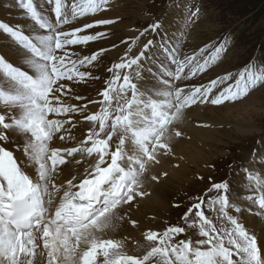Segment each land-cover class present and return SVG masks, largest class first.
<instances>
[{
	"label": "snow or ice",
	"instance_id": "1",
	"mask_svg": "<svg viewBox=\"0 0 264 264\" xmlns=\"http://www.w3.org/2000/svg\"><path fill=\"white\" fill-rule=\"evenodd\" d=\"M7 7L22 19L0 21V47L8 50L0 52V264H264V229L258 236L241 220L245 211L264 220V140L240 165L243 192L233 195L229 181L209 177L181 217L186 227L144 230L132 250L128 237L109 236L137 226L129 213L151 194L146 179L167 177L151 170L174 156L185 111L246 98L264 87V65L193 84L221 60L228 38L183 55L178 39L164 40L155 83L147 85L144 61L154 41L133 48L163 28L155 21L121 41L126 51L107 68L96 98H86L76 89L101 79L91 69L109 49H76L105 39L98 29L118 22L100 15L110 0H0ZM199 15V7L188 8L184 28Z\"/></svg>",
	"mask_w": 264,
	"mask_h": 264
},
{
	"label": "rangeland",
	"instance_id": "2",
	"mask_svg": "<svg viewBox=\"0 0 264 264\" xmlns=\"http://www.w3.org/2000/svg\"><path fill=\"white\" fill-rule=\"evenodd\" d=\"M190 7H199L200 15L195 24L185 29L184 16ZM19 11L18 8L12 7L0 8V21L9 23L15 21L16 23L22 19L21 16L17 15ZM100 15L106 18H118V22L98 29L108 32L105 39L91 42L88 48L81 47L77 48L76 51L87 55L96 50L93 47L94 44L105 46L114 42L117 46L115 48H112V45L104 47L109 51L91 69L92 73L101 79L90 80L86 84H82L85 85L82 86L83 90L93 88L92 93L83 92V96L86 98L91 96V98H96L97 90L103 88L104 80L107 79L104 76L105 67H110L112 63L118 62L119 57L126 51L121 41L136 36L137 30H143L155 21H161L163 28L155 33L149 31L141 37L133 48V51L138 52L149 39L154 41L148 53V59L144 61L146 73L143 75L145 80L151 84L155 83L153 75L156 74L159 67L158 61L163 60L159 46L164 40L175 43L178 39L183 55L191 54L206 43H211L225 36L228 38L229 44L221 60L202 77H196L193 84L207 83L209 79L228 72L235 74L248 63L258 66L264 65V0H110L109 10ZM3 43L4 41L0 37V45ZM117 48L123 49L122 55L112 58L111 56L117 54ZM0 49L2 52L8 51L3 47ZM112 51L114 52L110 53ZM148 68H152V74L148 72ZM77 89L76 91L82 95L80 88ZM70 102L79 103L74 99ZM224 105H232L230 111L233 118L227 124L218 125L219 128L216 130L220 133H214L209 140L198 136L197 141L200 144L193 143L196 144L195 147L190 144L183 145L193 154L200 150L198 151L199 160L190 161L188 159V163L185 160L181 163L178 162L180 159H176V163L179 165V167L175 166L178 171V175H176L177 184H174L173 190H170L174 196L167 198L161 204L162 207L151 202L153 204L150 203L148 206L153 207V210L145 212L146 217H150L146 224L150 225L148 228L151 230L163 231L166 226L176 225L178 222L186 227L183 225L181 217L192 202L190 198L203 195L210 187L209 177L214 182L229 181L233 195L244 191V181L239 173L240 165L252 160L253 150L259 148L257 141L264 140V87L256 88L244 99L237 102H226ZM221 106L197 104L191 108L203 109L204 107ZM89 109L94 111L92 110L94 106L89 105ZM85 124L82 123L81 126L84 127ZM237 128L248 130L249 133L242 134ZM221 132L224 134L222 135ZM183 141L186 142V138ZM56 143L59 145L60 142L57 141ZM261 155L264 156V149H261ZM172 157L180 158L183 156L177 155L174 151ZM258 163L259 159L257 160ZM175 168L170 167L168 171L172 172ZM198 176H203L204 180H199ZM165 187L164 185L163 191L167 190ZM155 204L158 207L153 206ZM174 205H179V207ZM233 214L236 215V213ZM252 217L254 216L245 211L241 220L246 227L257 233V229H252L250 225ZM144 229L142 226V230ZM187 235L195 239L192 230H187ZM257 235L259 236L258 233ZM131 245V249H133L134 245Z\"/></svg>",
	"mask_w": 264,
	"mask_h": 264
},
{
	"label": "bare ground",
	"instance_id": "3",
	"mask_svg": "<svg viewBox=\"0 0 264 264\" xmlns=\"http://www.w3.org/2000/svg\"><path fill=\"white\" fill-rule=\"evenodd\" d=\"M18 21H20V20H18ZM14 23H15V21H13V24ZM140 31H142V30L139 29L136 31V36L139 35ZM113 43H109L105 46L104 45H96V44H94V45L92 44V45H93L94 49L98 50L101 47H103V48L109 47L110 45H113ZM124 49H125V47H124ZM114 51H112L110 53H113ZM0 52H2L1 49H0ZM122 52H123L122 48H117V54L115 53L116 55L111 56V57L115 58L118 55H122L121 54ZM107 62H109V61H107ZM107 68H108V66L105 67V72L104 71H102V72H104V76H106L108 78L109 74L107 73ZM99 71H101V70H99ZM145 73L146 72L144 71V74ZM143 83H145L147 85H151V83H149L148 81L145 80L144 76H143ZM191 83H194V82L191 81ZM82 86H85V85L81 84L79 86L80 90L82 91V95H84L83 92H86V93L87 92H91V93L93 92V88L92 89L86 88L83 90ZM231 108H232V105H223L221 107H215V108L214 107H204L203 109L190 108L189 110L185 111L183 122L179 125L180 129L184 132L185 135L181 139L179 138V140L177 139V140L173 141V151H175V153L179 156L182 155L183 159L181 160L180 158H177V157L175 158L172 156L161 158V163L151 170V174L159 175L162 172H167L168 175H167V177H161V179L157 182L151 181L150 178L146 179L147 190L151 194L147 197L142 198V199L138 198L137 201L133 204V207L129 213L131 219L138 221L137 226L133 227L131 224H126L124 227L119 229L118 232L110 233L109 236L111 238L120 240L123 237H128L129 238L128 246H129L130 250H132L131 244L133 241L143 242L142 232L144 230L151 229V228H148L150 225L146 224V222H148L150 220V217H149L150 215L148 216L149 218H147L146 217L147 215L145 212L153 210V207L148 206V205L151 202H154V203L158 204L159 206H161V204L164 203L167 200V198H172L174 196L172 194V191H170V190H173L174 184H177L176 175H178L177 174L178 171L175 168V165H177L176 159H180V160H178V162H181V163H183V160H185L188 163V159L190 161L199 160V152L198 151H200V150H197L195 152V154H193L192 151L191 152L188 151L185 148V146H183V145L190 144V145H193L195 147L196 144H193V143H199L200 144V142L197 141L198 136L202 139L209 140V139H211L210 136H212L214 133H220L216 130L219 128L218 125L220 126L221 124H227V123L231 122V120L233 118L232 117L233 114L230 111ZM92 110H95V108ZM205 125H207V126H205ZM80 127H83V126L80 125ZM86 127H87V125L84 126L83 128L86 129ZM199 127H201V128H199ZM208 128H210V129H208ZM237 129L242 134H244L245 132L249 133L248 130H241L239 128H237ZM221 133H222V135L224 134V132H221ZM185 138H186V142L183 141ZM16 155L19 156L20 153L17 152ZM170 167H172V169L175 168V170H172V172L168 171V169ZM64 175L65 176L68 175V169H65ZM164 185L167 187L166 191L165 190L163 191ZM151 204H153V203H151ZM156 204L153 206H156ZM156 207H158V206H156ZM250 225H251L252 229H257V233L260 234L261 230L264 229V220H261L258 217H252ZM142 226H143V228H145L144 230H142Z\"/></svg>",
	"mask_w": 264,
	"mask_h": 264
}]
</instances>
